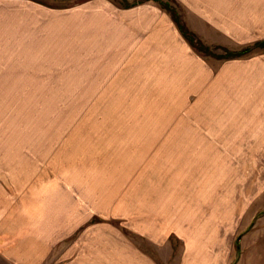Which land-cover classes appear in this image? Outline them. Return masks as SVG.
Returning a JSON list of instances; mask_svg holds the SVG:
<instances>
[{"label":"crops","instance_id":"obj_1","mask_svg":"<svg viewBox=\"0 0 264 264\" xmlns=\"http://www.w3.org/2000/svg\"><path fill=\"white\" fill-rule=\"evenodd\" d=\"M174 1L185 25L206 46L242 50L264 42V10H238L240 0ZM126 2L135 5L80 0L48 8L32 0H0V40L1 31L14 36L19 30L12 41L20 38V43L10 42V52L32 53L37 47L35 59H20L28 77L42 78L46 66L59 62L65 65L62 70L102 71L69 76L85 79L78 85L89 88L119 81L124 95H200L201 135L177 136L163 150L190 152L192 146L174 143H199L204 159L264 157V49L214 58L227 64L210 63L158 2ZM258 144L263 154L249 155ZM223 166V161L216 163L217 168ZM93 172L72 177L65 188L58 178H37L34 184L33 172H26L19 185L16 178H5L3 185L0 181V253L8 264H160L124 232V224L165 253L170 238L179 237L184 245L175 264H212L204 241L209 233L186 230L187 212L180 207L178 213L174 193L163 201L155 198L161 190L156 175L145 177L142 172L137 198L129 202L114 197L113 172L99 167Z\"/></svg>","mask_w":264,"mask_h":264},{"label":"rangeland","instance_id":"obj_2","mask_svg":"<svg viewBox=\"0 0 264 264\" xmlns=\"http://www.w3.org/2000/svg\"><path fill=\"white\" fill-rule=\"evenodd\" d=\"M32 1L56 8L80 0ZM170 4L175 8L176 5ZM176 8L183 21L181 9L178 5ZM238 8L264 10V0H240ZM48 11L51 14L54 10ZM19 33L18 30L9 36L10 32L1 31L4 39L0 40L2 185L5 178L10 182L16 178L19 185L26 172H33V180L58 178L65 188V182L72 177L82 178L85 171L95 172V167H99L102 172L114 173L112 180L118 182L110 186L114 197L121 195L130 202L137 198L142 172L147 173L145 177L156 175L161 190L155 198L163 201L174 193L172 199L178 204V213L180 207L187 212L185 229L209 233L210 238L204 241L209 247L206 257L210 263L264 264V157L204 159L199 143H174L178 147L192 146L190 152H180L179 148L176 152L163 150L168 141L178 140L177 136L201 135L200 95H124L120 92L124 91V84L119 81L102 85L103 88H89L90 85H78L85 79L69 76L96 75L102 71L62 70L65 65L59 62L46 66L42 78L25 76L21 69L25 64L20 59H35L37 47L32 48V53L10 52V42L20 43V38L12 41ZM208 47L212 55L199 53L218 65L228 61H216L214 54L240 50ZM9 58L17 63H9ZM154 122L160 125H153ZM257 146L256 152L252 150L249 155L263 154L262 144ZM222 161L224 166L217 168L216 163ZM148 194L151 196L146 191L145 195ZM124 232L160 264L180 261L179 252L184 243L176 235L170 238V245L165 244L168 248L165 253L162 249L155 250L149 239L127 230L125 224ZM159 241L161 244L164 240ZM0 264H8L1 253Z\"/></svg>","mask_w":264,"mask_h":264},{"label":"trees","instance_id":"obj_3","mask_svg":"<svg viewBox=\"0 0 264 264\" xmlns=\"http://www.w3.org/2000/svg\"><path fill=\"white\" fill-rule=\"evenodd\" d=\"M144 1H150V0H139V2H144ZM156 1L160 4V6L171 16L172 20L178 27L180 33L182 36L189 42V44L196 49L198 52L206 55H212L210 53V49L208 46L204 45L200 39L188 29V27L185 25V23L182 21L181 16L178 13V10L176 8L177 4L174 0H167V2H164L163 0H153ZM172 3L173 5H176L175 8L171 6ZM121 7L123 8H128L131 6H134L135 3H127L126 0H120V3H118ZM257 48H262L264 49V42H259L256 43L254 46L245 48L243 50L237 51V52H226L223 54H214L213 56L219 58V59H230L234 57H239L242 55H245L249 52H251L254 49Z\"/></svg>","mask_w":264,"mask_h":264}]
</instances>
